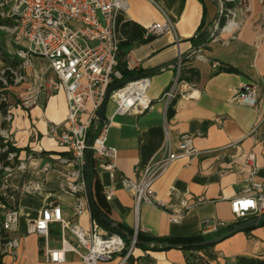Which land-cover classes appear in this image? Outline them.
Instances as JSON below:
<instances>
[{
	"label": "crops",
	"instance_id": "0c3cea01",
	"mask_svg": "<svg viewBox=\"0 0 264 264\" xmlns=\"http://www.w3.org/2000/svg\"><path fill=\"white\" fill-rule=\"evenodd\" d=\"M126 1L127 9L120 12L115 20V36L120 45L119 61L126 54H131L140 63L136 76L145 75L150 79L147 94L153 110L139 116L114 118L107 145L117 151V178L123 176L138 180V172L158 154L166 133L174 154L183 153L179 138L187 134L193 137L198 155L174 162L154 185L158 199L169 204L171 212L180 211L183 200L188 202L190 209L184 212L180 224L169 222L170 212L146 205L141 206L136 214L133 198L118 182L114 197L108 202L102 185V182L108 183L107 176L98 173L110 219L133 232L138 226L139 232L153 238L201 235L203 222L213 219L230 223V231L253 220L255 217L236 221L230 204L234 198L246 195L250 173L246 161L251 153L255 155L254 180L264 188V0H248V11H243L236 18L240 28L234 35L220 33L213 28L219 13L218 0ZM164 14L174 22L179 46L172 34L147 40L143 37L148 27L165 21ZM220 23L223 24L222 21ZM125 24L140 29V42H131L123 34ZM213 33L218 38L216 41L210 39ZM0 35V72L10 69L29 75L28 82L15 84L7 74L10 82L2 88L5 102L0 103V129L10 135L12 147L16 150V158L7 166L15 168L25 164V169H15L8 177L10 191L7 198L0 191V215L7 210L21 212L15 233H3L0 226V264H55L46 260L44 249L46 244L51 250L61 248L60 224L49 226L47 240L40 235L27 234L28 225L37 220L46 202H56L65 221L85 229H89L91 220H95L89 215L78 219L73 212L74 198L59 190V183L73 170V166L64 162L67 154L49 137L48 129L51 124H61L67 118L65 91L61 88L54 94H44L36 107L22 109L19 102L28 87L43 86L54 75L46 59L34 57L27 70L21 71L19 61L3 58L6 36ZM196 48L198 52L193 53ZM179 55L182 57V76L191 81L182 80L194 87L195 98L178 96L165 110V103L161 100L172 84L175 76L172 66ZM214 63L218 64L217 68H213ZM245 84L259 86L257 110L231 103L232 97ZM114 111L115 104L109 101L105 116L112 115ZM8 116L11 117L10 122L2 120ZM254 126H259L256 139L248 136ZM46 164H50L52 170L43 174L41 170ZM33 182L43 183L45 191L34 195L23 193L22 188ZM172 187L175 193L169 195ZM199 199H204V202L197 205ZM205 237L212 240L220 236ZM66 239L77 247L72 235L67 234ZM7 240H16L17 246L5 254L3 250ZM212 247L210 251L215 258L209 259L198 253L205 261L198 263L194 256L180 247L161 250L136 246L127 264H232V260L239 258L264 262V222L229 236ZM120 261L121 257L115 256L98 264H120ZM61 264L84 263L77 255L67 253Z\"/></svg>",
	"mask_w": 264,
	"mask_h": 264
},
{
	"label": "built area",
	"instance_id": "2783aa9c",
	"mask_svg": "<svg viewBox=\"0 0 264 264\" xmlns=\"http://www.w3.org/2000/svg\"><path fill=\"white\" fill-rule=\"evenodd\" d=\"M248 0H221V23L215 29L220 33L234 35L240 28L236 18L240 13L247 12ZM127 9L126 0H0V31L6 36V47L2 54L10 60L21 63V71H26L34 57L46 59L52 69L54 78L43 86L30 85L19 105L24 110L36 107L44 94H54L59 89L65 91L67 102V118L61 124H51L48 135L57 146L67 154L65 163L71 164L73 170L59 183V190L74 198L73 212L79 219L85 215L92 216L84 180L85 154L89 151L90 163L95 172L107 176L108 183L102 182L106 200L114 197L116 182L133 198L135 211L146 205L169 213L171 224H180L185 211L190 209L186 200L181 202V210L171 212V206L158 199L154 191L155 183L166 174L169 167L183 157H196L193 137L187 134L180 136L179 146L183 153L176 155L172 151L170 139L166 137L158 154L148 166L138 172V180L121 176L117 178V151L107 145L108 136L116 116H139L153 110V104L148 97L150 79L142 77L132 80L114 90L109 101L115 104V111L110 116L96 123L107 90L114 84L136 76L140 71V63L131 54H126L119 61L120 45L115 36L116 16ZM165 21L148 27L143 37L145 40L159 38L166 34L174 36L175 44L180 40L176 34L174 22L164 14ZM234 38V37H232ZM212 41L218 38L215 33L210 35ZM198 52V51H197ZM202 58V56L200 57ZM127 72L135 73L133 77L124 78L119 65ZM218 64H213L217 68ZM175 76L172 84L162 100L167 110L170 103L178 96L193 99L194 87L182 80V57L179 55L172 66ZM7 74L15 84L26 83L29 75L5 69L0 72V85L7 86ZM258 90L256 84H245L232 97L231 103L257 110ZM0 103L5 102V95L0 89ZM85 118V120H83ZM10 122L11 117L2 118ZM259 126H254L248 136L256 139L259 136ZM94 131V135L93 134ZM91 144L88 145V141ZM13 140L5 131L0 129V158L6 154L4 162L0 160V191L7 198L10 186L8 177L15 169H25V164L18 167L5 165L16 158L15 152H10ZM250 168L246 195L231 201V212L236 221L249 217L264 216V188L254 180L256 175L255 155L249 154L246 161ZM52 170L50 164L42 168L47 174ZM3 173L6 175L3 176ZM103 176V177H104ZM102 177V178H103ZM118 179V180H117ZM1 180H3L1 182ZM102 180V179H101ZM45 191L43 183H29L22 188L28 195ZM169 195L175 193L172 187ZM199 199L196 204H202ZM21 212L7 210L0 215L1 231L13 234L19 228ZM58 223L61 226V248L51 250L47 244L44 256L48 262L61 264L67 253L77 255L84 264H98L110 261L120 256V264H127L136 247L135 240L125 241L119 233L110 234L103 230L95 220H91L90 228L85 229L79 224L67 222L62 217L61 208L56 202L48 200L39 212L38 218L27 227L28 235H40L46 240L49 226ZM230 228V223L213 219L203 222L202 236L218 235ZM138 226L134 230L137 238ZM67 234L77 241V247L71 245ZM17 246L16 240H7L4 253H9ZM232 264H237L232 260Z\"/></svg>",
	"mask_w": 264,
	"mask_h": 264
},
{
	"label": "trees",
	"instance_id": "16d2710c",
	"mask_svg": "<svg viewBox=\"0 0 264 264\" xmlns=\"http://www.w3.org/2000/svg\"><path fill=\"white\" fill-rule=\"evenodd\" d=\"M122 32L124 35L129 37L131 42H140L142 40L141 31L136 26L125 24L123 26ZM201 39L202 41L205 40L203 37ZM119 69L122 71L124 78L133 77L135 74V73L127 72L123 68V64L119 65ZM182 79L187 82L191 81L190 78L186 77L185 75L182 76ZM0 88H1V85H0ZM0 96H1V93H0ZM9 151L16 153V150L12 146H10ZM6 157L7 155L3 154L1 155L0 160L4 162ZM14 162L16 163V160ZM5 165H10V163H5ZM91 180H92L93 196L96 201V205L101 212H103L107 217L110 218L109 206L105 198L102 195V185L98 179L97 173L94 170V165L92 162H91ZM92 216L105 231L109 232L110 234L117 233L114 229L108 227L105 223H103L100 217L96 213L92 212ZM120 227L123 231L127 233L128 236H132L134 234L133 230L126 228L124 225L120 224ZM230 229L226 230L225 232H221L216 236H221L222 234L230 231ZM137 239L141 242H147V243L152 242V243L161 244L162 245V247L160 248L161 250H168L169 248L173 246L174 247L182 246V250L194 256L196 259V262L198 263L205 262L203 260L204 258L199 257L198 253L205 254L207 258L209 259L215 258L214 255H212V252L210 251L213 248L212 246L211 247H196V248L195 247H188V248L185 247V246L202 244L208 240H211V237H205L202 235H192V236H187V237L153 238L150 236L143 235L141 232H138ZM128 242L129 241H127V244ZM131 259H132V256L129 259V261ZM237 264H264V262H261L255 259H250V258H239L237 259Z\"/></svg>",
	"mask_w": 264,
	"mask_h": 264
},
{
	"label": "water",
	"instance_id": "95a60500",
	"mask_svg": "<svg viewBox=\"0 0 264 264\" xmlns=\"http://www.w3.org/2000/svg\"><path fill=\"white\" fill-rule=\"evenodd\" d=\"M218 4H219V13H218V16H217L215 22L213 23V28H215L220 23V20H221V1L220 0H218ZM197 50H198V48H196L193 51V53H196ZM142 77H146V76L145 75H138V76H135V77L130 78L128 80H125V81H122V82H119L117 84L112 85L107 90L103 104H102L99 112L97 113L96 123L101 122L105 118V112H106V108H107L111 93L114 90L124 86L128 82L142 78ZM92 135H94V131H93ZM91 141H92L91 139L88 141V145L91 144ZM84 180H85V187H86V195L88 198L90 208H91L92 212L96 213L100 217V219L103 223H105L108 227L114 229L117 233L120 234L121 237L127 238L130 242L135 240L136 246L145 247V248H153V247L161 248L162 247V245L158 244V243L141 242L137 238H135L134 236H128L127 233L121 229L120 224H118L116 221L107 217L103 212H101L98 209V207L96 205V201H95L94 196H93V188H92V180H91V163H90V154H89L88 150L86 151V154H85ZM263 222H264V216L255 217L253 220L247 221L240 226L234 227L230 232H227L220 237L214 238L212 240H208V241H206L202 244H199V245H192V246H185V247H187V248L188 247H195V248L196 247H210V246H213V245H216V244L222 242L227 237L232 236L238 232H242V231H246V230H250V229H253L255 227H258ZM177 247L182 248V246H177Z\"/></svg>",
	"mask_w": 264,
	"mask_h": 264
},
{
	"label": "rangeland",
	"instance_id": "374dc122",
	"mask_svg": "<svg viewBox=\"0 0 264 264\" xmlns=\"http://www.w3.org/2000/svg\"><path fill=\"white\" fill-rule=\"evenodd\" d=\"M0 33H2L1 31H0ZM0 37H2V35H0ZM3 58H6L5 56H3ZM2 63V57L0 56V64ZM10 81L7 79V83H9ZM1 88H3V86H1ZM0 88V89H1ZM109 109H110V105H109Z\"/></svg>",
	"mask_w": 264,
	"mask_h": 264
}]
</instances>
